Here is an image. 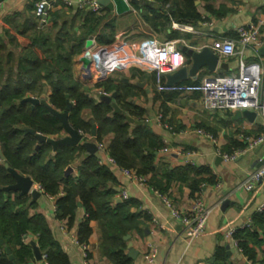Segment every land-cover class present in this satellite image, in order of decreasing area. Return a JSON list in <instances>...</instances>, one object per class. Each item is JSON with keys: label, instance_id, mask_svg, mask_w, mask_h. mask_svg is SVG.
Returning a JSON list of instances; mask_svg holds the SVG:
<instances>
[{"label": "crops", "instance_id": "obj_1", "mask_svg": "<svg viewBox=\"0 0 264 264\" xmlns=\"http://www.w3.org/2000/svg\"><path fill=\"white\" fill-rule=\"evenodd\" d=\"M41 1L43 0H5L1 4L0 37L6 44L9 43V39L5 37L6 31L12 29V26L19 27L27 24L34 15L31 6L36 7ZM70 1L73 2L72 7H67L60 1L66 6L64 11H68V17L70 13L67 9L80 10L78 8L80 1L100 2L101 0ZM127 1L130 3L131 0ZM196 5L204 22L195 27L172 20L171 30L175 32L173 39L154 31L143 19L141 13L135 10L136 5L130 4L131 11L123 16L104 9L111 13L108 21L117 19L120 24V32L117 31L113 43H125L135 53H138L140 42L146 39H154L160 44H175L177 50L184 57V66L180 70L187 69L188 71L187 80L180 81L175 86L189 83L200 85L211 76L236 77L239 75L240 63L243 61L249 64L256 63L262 67L260 91L263 93L264 0H214L210 3L212 12L206 9L208 5L206 3L197 1ZM53 6L51 7L52 11L61 9L59 6ZM168 7L169 5L166 10ZM105 15V11L100 14V16ZM134 21L137 24L132 27ZM173 24L189 26L194 31L182 32L173 29ZM251 26L257 27L260 32L262 45L259 47L243 46L239 41L237 30L241 27L250 28ZM127 27H131L130 30ZM125 29L132 33H126ZM15 33L13 30L14 35H16ZM19 40V43L23 45L25 40H22L21 37ZM218 40L235 41L237 55L222 57L215 54L212 46ZM25 42L26 45L29 44V41ZM86 49L85 45L82 54L75 56L72 60V78L76 83L85 86L91 97L100 101L97 99V95L104 89L98 88V84L102 82L98 83L96 77L85 78L83 76V59ZM205 49H211L219 57L218 66L215 72H210L205 67L199 75L193 78L190 76L194 68L190 52L200 53ZM172 75L163 76L165 77L164 85L169 83L168 76ZM109 78L116 84L123 83L131 89L133 97L130 101L143 113L142 117L135 121L147 125L163 144L162 149L157 153L156 167L158 179L161 180V185L165 190L164 193L151 185V176L144 177L146 184L140 185L126 177L121 168L108 162L111 158L110 146L115 138L113 134L105 136L101 142L92 138L91 135L84 136L86 142L104 145V150L98 151L96 155L103 162L101 165L113 168V173L118 180L117 189H120V192H117L116 204L124 202L122 193L126 192L129 200L136 204L132 211L141 215V232H132L128 235L131 238L129 243L133 244V249L138 254L134 259V264H218L219 258L223 254L227 257L226 264H264V224L261 229H258L254 224L255 217L264 211V176L253 190L248 191L245 188L246 182L253 173L264 170V166L259 168L260 162L264 160V142L251 148L247 141V139L251 141L264 139L262 112L253 110L209 112L203 107L201 92L159 91L158 80L155 83V73L143 72L137 68L120 70L111 74ZM52 93V87L45 83L41 95L38 94V99L43 100L44 98L49 103ZM107 95L113 96L114 94ZM28 98L35 97L31 95ZM246 111L255 113L254 117L244 116L243 113ZM82 116L88 123L94 121L89 110H85ZM159 116H162L161 120L158 119ZM95 126L98 129L96 123ZM199 131L212 135L214 140L199 135ZM63 137H65V133ZM58 139L54 138V140ZM88 154V152H83L78 155L66 169L65 176L73 175L76 177L75 179H78V170ZM235 154L238 156L234 161H226L224 158L226 155ZM2 155L3 153L0 152V163L6 165V158L3 155L4 161ZM187 167L209 172L202 174L192 172L189 176L190 181H187V178L183 182L179 179L167 181L162 176L166 170L173 171ZM194 179L201 181L200 188L203 189L201 193H192L190 185ZM34 189L39 190V185L35 183ZM41 193V198L33 203H31L32 197L26 196L30 205L36 204V208L30 210V216L43 215L46 218L55 238L69 255L71 263L111 264L107 258L100 255L101 235L96 222L92 223L95 231L87 246L89 258L85 257L82 247L76 244L78 228L86 214L84 209H80L78 212L76 225L69 229L66 221H59L56 217L57 198L50 197L42 191ZM199 196L211 211L210 217L205 233L200 238L189 241L183 234L182 226L172 217V210L168 207L166 200L185 214L191 210L195 199ZM226 202H228L227 205H224ZM250 222L252 223L251 229L259 230L260 234L261 245L256 248V261H250L244 255L239 244L238 247L235 246L237 242L235 235L228 236L231 231L244 230L243 227ZM29 242L31 244L35 241ZM153 250L156 251L155 258L152 257ZM36 263L42 264L41 262Z\"/></svg>", "mask_w": 264, "mask_h": 264}, {"label": "trees", "instance_id": "obj_2", "mask_svg": "<svg viewBox=\"0 0 264 264\" xmlns=\"http://www.w3.org/2000/svg\"><path fill=\"white\" fill-rule=\"evenodd\" d=\"M139 1L135 10L141 13L146 23L158 34L173 39L172 20L198 27L204 19L198 12L197 1L208 4L206 9L212 12L210 3L214 0ZM53 5L61 9L48 12L49 24L45 29H40V18L34 14L27 24L12 26L16 35L12 29L6 31L8 44L0 37V152L11 169L30 177L44 194L57 198L56 217L59 221H66L69 229L76 225L77 214L84 209L86 214L77 234L80 245L88 246L95 231L92 223L96 222L101 235L100 255L111 264H134L126 237L132 232H141V215L132 211L136 206L133 201L116 204L119 183L113 168L101 165L97 155L88 154L78 170V179L73 175L66 177V169L78 155L87 153L86 149L80 145L55 151L49 144L37 149L39 141L36 136L26 133L29 128L53 139L64 136L62 123L44 106L33 108L31 104L23 103L31 95H41L46 83L53 89L49 104L57 111L65 112L68 100L73 103L69 121L76 130L84 136L91 135L93 125L82 116L85 110L91 111L98 126L96 139L101 142L109 134L115 137L110 146V157L117 166L133 170L140 177L151 176V185L165 192L156 167L157 153L163 144L147 125L128 121V117L136 120L143 115L130 101L133 97L131 89L110 78L98 84V88H103L107 94H116L113 103L122 110L119 114L115 113L112 104L96 101L85 86L72 78V60L82 54L91 36L101 46L113 44L120 29L117 19L108 21L111 13L106 9L102 11L106 15L100 16L89 10L69 8L68 17L63 3L57 1ZM35 10L36 7L31 6V11L35 13ZM19 37L29 44L26 45L25 41L20 44ZM164 82L165 77H162L161 84ZM192 172L202 174L209 171L187 167L166 170L162 176L167 181L179 179L183 182L187 178L190 181ZM200 183L197 179L192 180L193 194L203 191ZM13 184L14 178L1 162L0 186L5 188ZM34 208L36 204L30 205L28 197L0 190V240L4 241V245L0 244V264H37L29 241L37 243L47 264H72L46 218L43 215L30 216V210ZM254 224L261 229L264 211L255 217ZM250 229L238 230L235 239L244 255L250 261H256V248L261 245L260 234L259 230ZM226 261L223 254L218 264H226Z\"/></svg>", "mask_w": 264, "mask_h": 264}, {"label": "built area", "instance_id": "obj_3", "mask_svg": "<svg viewBox=\"0 0 264 264\" xmlns=\"http://www.w3.org/2000/svg\"><path fill=\"white\" fill-rule=\"evenodd\" d=\"M58 0H43L36 6L35 13L40 18V29H45L49 24L48 12L54 2ZM67 7H72L73 2L70 0H60ZM78 8L80 10H89L100 15L104 9L99 2H84L80 1ZM173 29L182 32H193V28L181 24H173ZM237 35L240 43L243 46L253 45L259 47L262 45L260 40V32L257 27L250 28L241 27L237 30ZM92 46L85 51L90 53V67L83 65V76L85 78L96 77L97 82L106 81L111 74L120 70L137 68L143 72L155 73L159 84V91L173 92H201L203 94V107L209 112H228V111H244L253 110L260 111L264 116V92L261 93V80L263 69L259 64L241 62L239 67V75L236 77H208L202 84L196 86H173L161 84V78L166 75H172L184 66V57L177 50L175 44L164 43L160 44L154 39H146L140 42L138 53L125 43H113L108 46H99L95 37L90 38ZM212 50L218 56L233 57L237 55L236 42L233 40H218L215 41ZM98 100L102 97H108L104 91L98 92ZM159 120L162 116L158 117ZM82 134V133H81ZM199 135L206 137L209 140H214L213 136L206 134L203 131L198 132ZM249 141L251 148L259 146L264 142V139ZM98 150L103 151L104 145L99 143ZM167 151V150H165ZM237 154L224 156L226 161H234ZM111 165L117 166L114 159L109 158ZM100 164H103L100 161ZM123 174L129 179L138 182L140 185L146 184V179L140 177L133 170L122 169ZM264 170L253 173L245 184L248 191L254 189L255 185L263 178ZM39 191L43 189L39 186ZM122 200L128 201L129 196L126 192L122 193ZM169 208L172 210V217L182 226L183 234L189 241L200 238L206 231L210 210L206 207L201 196L195 199L194 204L189 212L183 214L178 211L173 205L166 200ZM252 223L246 224L243 229H249ZM235 231H231L228 236L235 235ZM76 244L85 252V257L88 258L87 246H82L76 240ZM238 247V243H235ZM156 251L153 250L152 257L155 258ZM42 264L46 263V257L42 255ZM153 261V260H152ZM86 264H90L89 262Z\"/></svg>", "mask_w": 264, "mask_h": 264}, {"label": "water", "instance_id": "obj_4", "mask_svg": "<svg viewBox=\"0 0 264 264\" xmlns=\"http://www.w3.org/2000/svg\"><path fill=\"white\" fill-rule=\"evenodd\" d=\"M5 0H0V6L1 4L4 2ZM99 4L112 11V12H116V14L118 16H123L128 14L131 11V7L130 4L132 5H137L139 4L138 0H131L130 3L127 0H101L99 2ZM92 46V41L88 40L86 47L90 48ZM190 56L192 57V61L194 64V68L192 70V72L190 73V76L195 78L197 75L200 74V72L202 71V69H204L205 67L208 68V71L210 72H215L217 66H218V62H219V57L217 55L214 54V52H212L211 49H205L204 51L200 52V53H194V52H190ZM83 63L85 65V67L89 68L90 67V53L87 52L84 59H83ZM188 78V71L187 69H183L178 71L177 73H175L172 76H168V81L169 83L167 84V87H173L176 84H178L180 81L183 80H187ZM68 98V97H67ZM116 98V94H114L113 96H108V97H102L100 99V102H105L107 104H112L114 109H115V113H122V110L115 104L113 103V100ZM23 103H29L32 105V107L34 108L35 106H39L42 105L44 106L53 116H55L61 123H62V127L65 133V137L60 138L58 140H54L48 136L36 133L34 130L32 129H27L26 133L27 134H31V135H35L36 138L39 141V146L37 147V149H39L41 147V145L43 144H49L53 147V149L55 151H57L58 149L62 148V147H66V146H70V147H76V146H83V148H85L87 150V152L90 155H96L98 153V146L95 143H91V142H86L84 140V135L81 134L78 130H76L69 121V115L70 112L73 109V103L70 102L68 100L67 102V108L65 112H59L57 111L55 108H53L48 102H46L45 100H39V99H35V98H27L23 101ZM244 116H246L247 118H252L254 117L255 113L253 112H244L243 113ZM128 121L131 124H138V125H144L143 122H136L133 118L128 117ZM91 125H93L92 131H91V136L92 138H96L97 137V128L95 126V121H91L90 123ZM2 159L5 161L4 156L2 155ZM264 166V160H262V162H260V167ZM5 168L8 170L9 174L14 178L15 180V184L9 186V187H5L2 188L0 186V190H3L6 193L9 192H14V193H19L21 197H25V196H31L32 197V202H37L41 196L42 193L37 190L34 189V181L30 178V177H24L23 175H21L19 172H17L14 169H11L10 166L8 164L5 165ZM117 192H120V189H116ZM228 202H226L224 205H227ZM81 206V205H80ZM130 236L126 237V240L129 242L130 241ZM0 244L4 245V241L0 240ZM31 246L33 248V252L35 255V259L37 262H42V253L41 250L39 249L37 243L32 242ZM128 248L130 250L129 252V256L134 260L137 257V252L133 249V244L130 242L128 244ZM7 254L10 255V259L13 260V256L11 255V251L9 249H7Z\"/></svg>", "mask_w": 264, "mask_h": 264}, {"label": "rangeland", "instance_id": "obj_5", "mask_svg": "<svg viewBox=\"0 0 264 264\" xmlns=\"http://www.w3.org/2000/svg\"><path fill=\"white\" fill-rule=\"evenodd\" d=\"M136 24H137V22L134 21V22L132 23V27L135 26ZM119 28H120V24H119ZM127 28L129 29V28H131V27H127ZM128 29H125L124 31H126V33H127V32H128ZM129 30H130V29H129ZM119 32H120V29H119ZM130 33H132V31L128 32V34H130ZM115 73H116V72H115ZM113 74H114V73H113ZM33 97H35V99H38L39 96L36 95V96H33ZM36 97H37V98H36ZM41 100H42V99H41ZM43 100H44V98H43Z\"/></svg>", "mask_w": 264, "mask_h": 264}]
</instances>
